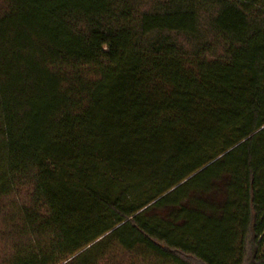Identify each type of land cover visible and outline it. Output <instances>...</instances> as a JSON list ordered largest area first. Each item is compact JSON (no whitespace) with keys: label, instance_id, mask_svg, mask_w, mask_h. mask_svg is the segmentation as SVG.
Returning <instances> with one entry per match:
<instances>
[{"label":"trees","instance_id":"obj_1","mask_svg":"<svg viewBox=\"0 0 264 264\" xmlns=\"http://www.w3.org/2000/svg\"><path fill=\"white\" fill-rule=\"evenodd\" d=\"M220 175V213L155 216ZM0 246L264 264V0H0Z\"/></svg>","mask_w":264,"mask_h":264},{"label":"rangeland","instance_id":"obj_2","mask_svg":"<svg viewBox=\"0 0 264 264\" xmlns=\"http://www.w3.org/2000/svg\"><path fill=\"white\" fill-rule=\"evenodd\" d=\"M217 180L219 181H215L214 182V187L213 189H209L208 190H204L205 193L203 192L201 195H194V196H187L186 198H184L183 200H181L179 207H175L173 210H168L166 208H162L160 210H155L154 214L157 218L159 219H167L168 217H175L176 214H179L181 209H185L186 208H190V206L192 205H197L200 203L202 204L204 201L207 202V204H205L207 206V211L209 213H220L221 210L224 209V205L227 203L228 199H227V195L229 193L228 191V186H227V181L228 179L226 178V175H220ZM227 186V187H226ZM207 189V188H205ZM196 196V197H195ZM238 201L240 203H238L237 205H234L232 211L233 212H237L238 214L241 212V209L239 210V208H243L244 206L242 205L241 202V198H238ZM202 202V203H201ZM204 204V203H203ZM241 224L242 222L239 223L238 226V231L240 232L241 230ZM238 241H240L241 236L238 234L237 238ZM5 248L3 246H0V264H2L3 261V257L5 256ZM122 260H126L125 263H120V261ZM120 261L116 262L115 264H130L128 259H123V256H121Z\"/></svg>","mask_w":264,"mask_h":264}]
</instances>
